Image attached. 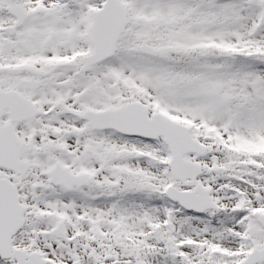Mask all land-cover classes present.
I'll use <instances>...</instances> for the list:
<instances>
[{
  "label": "snow or ice",
  "instance_id": "1",
  "mask_svg": "<svg viewBox=\"0 0 264 264\" xmlns=\"http://www.w3.org/2000/svg\"><path fill=\"white\" fill-rule=\"evenodd\" d=\"M0 264H264V0H0Z\"/></svg>",
  "mask_w": 264,
  "mask_h": 264
}]
</instances>
